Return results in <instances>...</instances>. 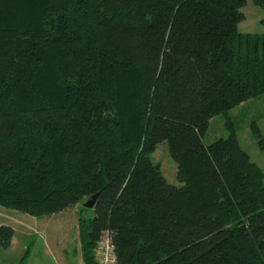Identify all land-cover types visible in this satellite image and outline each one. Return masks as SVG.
Returning <instances> with one entry per match:
<instances>
[{
  "label": "trees",
  "instance_id": "obj_1",
  "mask_svg": "<svg viewBox=\"0 0 264 264\" xmlns=\"http://www.w3.org/2000/svg\"><path fill=\"white\" fill-rule=\"evenodd\" d=\"M246 2L0 0V205L44 216L98 193L87 262L111 228L119 264H264V170L230 113L264 94ZM222 112L229 135L206 143ZM165 139L181 184L152 158Z\"/></svg>",
  "mask_w": 264,
  "mask_h": 264
},
{
  "label": "rangeland",
  "instance_id": "obj_2",
  "mask_svg": "<svg viewBox=\"0 0 264 264\" xmlns=\"http://www.w3.org/2000/svg\"><path fill=\"white\" fill-rule=\"evenodd\" d=\"M242 10L245 17L238 23L239 29L264 32V6L255 0H247ZM230 113L233 115L241 145L264 170V94L251 97L232 107ZM254 120L260 126L259 133L254 130ZM227 121L223 112L214 115L204 135L205 142L210 143L219 137L228 136L230 129ZM152 158L160 163L170 182L182 183L178 177L177 160L170 152L167 139L157 144ZM84 202L82 200L54 215L35 216L16 210L23 213L25 218L14 221L15 251H20L23 256L30 246L26 264H77L84 260L79 249V217L94 215V208L85 206Z\"/></svg>",
  "mask_w": 264,
  "mask_h": 264
},
{
  "label": "crops",
  "instance_id": "obj_3",
  "mask_svg": "<svg viewBox=\"0 0 264 264\" xmlns=\"http://www.w3.org/2000/svg\"><path fill=\"white\" fill-rule=\"evenodd\" d=\"M6 208H9V207L0 205V224H3V223L12 224L15 230H14V234H13L10 245L3 246L2 244H0V264H19L22 254L20 253V251H15L16 249V243H15L16 227L14 225V221L16 220L20 221L21 217L23 218L25 217L24 215H22L23 213L16 211L18 209H15V208L6 209ZM79 249L81 251V256L83 260V254H82L81 247H79Z\"/></svg>",
  "mask_w": 264,
  "mask_h": 264
},
{
  "label": "built area",
  "instance_id": "obj_4",
  "mask_svg": "<svg viewBox=\"0 0 264 264\" xmlns=\"http://www.w3.org/2000/svg\"><path fill=\"white\" fill-rule=\"evenodd\" d=\"M77 264H119L113 229L106 228L103 231L95 248L94 262H87L86 260H83Z\"/></svg>",
  "mask_w": 264,
  "mask_h": 264
},
{
  "label": "water",
  "instance_id": "obj_5",
  "mask_svg": "<svg viewBox=\"0 0 264 264\" xmlns=\"http://www.w3.org/2000/svg\"><path fill=\"white\" fill-rule=\"evenodd\" d=\"M97 197L98 193H94L84 202V205L88 207H94Z\"/></svg>",
  "mask_w": 264,
  "mask_h": 264
}]
</instances>
